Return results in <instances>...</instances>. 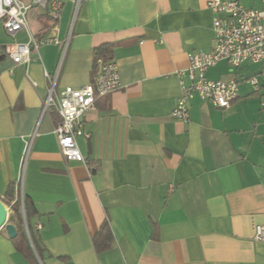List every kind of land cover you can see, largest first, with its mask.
<instances>
[{"label": "crops", "instance_id": "0c3cea01", "mask_svg": "<svg viewBox=\"0 0 264 264\" xmlns=\"http://www.w3.org/2000/svg\"><path fill=\"white\" fill-rule=\"evenodd\" d=\"M207 1L83 0L71 22L74 4L65 0L53 32L47 13L33 7L29 28L13 38L0 21V200L10 216L5 193L18 182L33 204L40 264H264V241L254 239V226L264 224V112L245 80L258 66L231 70L218 61L206 77H239L237 98L216 108L194 96L188 120L172 115L187 54L213 46ZM30 34L60 44L41 45L15 66L2 47ZM66 40L56 90L89 83L103 44L121 84L83 115L76 141L85 162L62 156L59 117L42 113L44 72L54 75ZM9 216L16 236L0 230V264H32L22 224ZM104 222L112 241L96 251Z\"/></svg>", "mask_w": 264, "mask_h": 264}, {"label": "built area", "instance_id": "2783aa9c", "mask_svg": "<svg viewBox=\"0 0 264 264\" xmlns=\"http://www.w3.org/2000/svg\"><path fill=\"white\" fill-rule=\"evenodd\" d=\"M65 0H0V21L5 33L13 38L22 30L28 29V12L31 8L44 10L53 22L52 32L60 19ZM74 4V17L83 0H69ZM260 8H247L237 0H208L207 7L212 13L213 46L209 51H193L187 54L186 70L178 72L180 94L175 101L172 115L178 120L189 118L188 100L198 96L210 102L216 108H228L237 98L239 77L234 75L225 81L209 79L206 71L220 60H226L231 70L242 63L250 62L258 69L245 77L252 91L262 97L260 109L264 112V0ZM73 22V21H72ZM68 40L62 44V53L56 72L44 76L50 82L42 106V113L55 110L59 121L54 127L59 151L66 160L85 162L76 138L84 135L82 130L83 115L94 108L98 98L120 88L118 69L114 61H105L96 57V69L89 83L73 88L67 86L56 90L55 83L66 51ZM60 44L54 35L40 39L32 34L25 43L13 42L2 47L15 66H26L32 55H37L41 45ZM184 72L188 82L182 79ZM35 136L32 135V138ZM26 142V151L31 143ZM254 239L264 241V224L254 226Z\"/></svg>", "mask_w": 264, "mask_h": 264}, {"label": "trees", "instance_id": "16d2710c", "mask_svg": "<svg viewBox=\"0 0 264 264\" xmlns=\"http://www.w3.org/2000/svg\"><path fill=\"white\" fill-rule=\"evenodd\" d=\"M83 2V1H82ZM37 39L41 37L35 36ZM112 55V47L109 44H103L96 49V57H101L103 60L108 61L111 59ZM51 115H57L55 110H50ZM59 117V116H58ZM19 185L17 183H12L8 186L5 199L10 204L9 208L11 210L9 221H12L14 218L18 221V225L22 224V237L24 238V242L26 245V257L30 260L32 264H40L38 259L42 261L41 249L38 246L31 227L30 219L31 216L34 215L35 209L30 200L23 195L19 196ZM26 224V226H25ZM112 241V234L110 232V228L107 222H104L100 229L93 237V244L95 246L96 251H101L102 249L108 248Z\"/></svg>", "mask_w": 264, "mask_h": 264}, {"label": "water", "instance_id": "95a60500", "mask_svg": "<svg viewBox=\"0 0 264 264\" xmlns=\"http://www.w3.org/2000/svg\"><path fill=\"white\" fill-rule=\"evenodd\" d=\"M8 216V209L0 200V230L3 229L8 237L13 238L16 236V228L12 223L8 222Z\"/></svg>", "mask_w": 264, "mask_h": 264}, {"label": "rangeland", "instance_id": "374dc122", "mask_svg": "<svg viewBox=\"0 0 264 264\" xmlns=\"http://www.w3.org/2000/svg\"><path fill=\"white\" fill-rule=\"evenodd\" d=\"M74 10H75V8H74ZM73 14H74V11H73ZM73 21V17H72V20H71V22ZM70 25H71V23H70ZM0 27H1V24H0ZM252 64V63H251Z\"/></svg>", "mask_w": 264, "mask_h": 264}]
</instances>
